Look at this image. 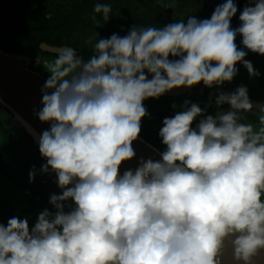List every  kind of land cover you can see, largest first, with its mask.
<instances>
[{"label":"clouds","instance_id":"9594fccd","mask_svg":"<svg viewBox=\"0 0 264 264\" xmlns=\"http://www.w3.org/2000/svg\"><path fill=\"white\" fill-rule=\"evenodd\" d=\"M94 12L108 21L112 8L96 3ZM237 12L225 0L210 18L100 38L87 61L64 47L45 62L36 115L50 128L28 130L46 159L40 171L54 173L62 191L50 195L55 211L45 208L33 226L0 222V264H224L228 248L236 264H254L264 253V115L258 130L241 122L254 109L247 86L221 91L216 105L232 110L216 115L186 99L163 118L161 159L141 158L120 173L151 117L146 100L201 82L222 86L238 63L260 75L236 39L264 55V0H249L233 28ZM36 174L33 166L30 182Z\"/></svg>","mask_w":264,"mask_h":264},{"label":"flooded vegetation","instance_id":"af4514ba","mask_svg":"<svg viewBox=\"0 0 264 264\" xmlns=\"http://www.w3.org/2000/svg\"><path fill=\"white\" fill-rule=\"evenodd\" d=\"M157 2V9L153 10V8H150V2L151 0H110L107 4H109L112 8V13L113 14H118L122 13L124 15H128V11L130 13L134 12V19L132 16H129L131 18L130 23H127L125 26L127 27L126 30L124 31H118L115 30L116 32H107L105 30H101L100 26H102L104 23L98 19L97 17L94 20V25L98 26V29L91 30L88 35L86 34H81L78 38L81 42V46L85 47V49L91 50L92 55L89 53L88 55H82V50L79 48L74 47L73 45H70L68 43L65 44H60V45H55L51 44L50 41H55L56 35L55 34H50V37L46 38L45 40H42L39 43V48L40 50H35L32 47H26L29 46L30 44L23 43L20 45L19 42L13 43L9 47V49H5L4 47V41L9 38V32H13L12 29L10 30H5L4 33L0 34V49L4 51L5 53L14 56L20 63V59L27 58L28 62L27 63H22L31 69L41 73L45 77H49L50 73L48 70L39 65V62H42L45 64L47 63H52L54 59L57 56V53H53L47 50H44L41 45L43 43H47L49 45H54V46H68L75 48L77 53L81 56V58L85 61L90 59L93 55H95V50H94V45L95 43L98 42L100 38H110L112 34H118L120 36H125L127 35L128 31L133 25L137 26H143L145 28L147 27H156V28H162L161 23L168 24V23H173L177 22L180 20H186L189 15H195L197 12L196 5L197 1L196 0H174L175 2V7L171 8L168 7L170 3L173 2V0H154ZM200 1H206V0H200ZM209 2V1H207ZM212 5L217 6L218 3L216 2H209ZM173 13L171 12V10ZM153 10V11H151ZM169 15L167 16V14ZM196 14L195 16H197ZM51 18L54 17V14L49 15ZM157 17V20H160L156 23L152 21L151 18ZM239 15L237 12V15L232 19L231 25L233 28L238 27L240 24L239 20ZM111 18V16H110ZM138 20H137V19ZM109 21V20H108ZM95 31V32H94ZM55 38V39H54ZM241 39L237 37L236 43L240 48L248 52V55L246 56L247 59L254 61L256 56L259 57L260 63H255V61L258 60V58L255 59L254 61V67L259 71L260 75L256 77H251L247 71V69L243 66V64H239L237 67L239 68L238 75L233 79L231 82H225L224 85L219 86V87H213V88H208L204 86V84L201 82L200 84L193 86L191 88H186L180 91L179 94L177 95H169V94H164L163 98H159L158 100L156 99V102H152L151 99L149 98L144 102L146 108L148 111L151 113V117H145L142 120V132L141 135L146 138L148 141H150L152 144L156 146H160L162 138L159 137V129L163 126V118L164 117H171L174 116L176 112L180 111L176 108H179L181 105H183L184 101L188 98H190L194 103L199 104L200 107L206 108L207 111L204 114L205 116L208 114L211 115H216L218 112H225V109H228L230 105L225 104L223 106H217L215 103L216 96L221 92H232L235 91L237 87H239L241 84L247 86L248 88V93L250 96V99H253L255 101H259L262 105H264V55H260L258 53H253L250 50L246 49L242 43ZM26 45V46H25ZM170 59H177L176 57H171ZM262 61V62H261ZM29 63L31 66H29ZM35 64V66H34ZM48 72V74H44ZM250 79L254 80L253 84H250L248 81ZM178 97L181 100V104L177 105L178 107L173 108L172 105L174 102L167 101L165 98L166 97ZM190 100V101H191ZM191 101V102H192ZM175 104V103H174ZM169 106V108H166ZM247 118L245 121H253L258 120L259 121V116L264 115V113H261L258 111L257 108H254L253 111L243 113ZM203 117H197L196 120L193 122V127H196L198 124L199 120L202 119ZM257 121V124H259ZM242 122V121H241ZM3 128V138L0 136V207H8V211H13L15 213L19 212H25L27 213L25 217L29 219L30 226H33L38 218V213L36 212L37 208L39 205H43L45 208H51L52 211H55L54 207L49 203L50 195L54 192L53 186L51 183L48 181L46 183L40 182L42 184L38 185L42 187V192H33L32 195L25 194L24 197H19L13 199L12 197L9 196V189H6V184L8 181H13L15 179H22L19 175V169H22L24 173L26 174L25 176L29 179V172L35 166L37 170L36 178L37 176L40 175V171L38 166L35 165V161L33 158V153H31V150L20 143L15 137L8 132L3 125L0 126ZM13 152L18 159H19V164H15L14 160L10 157V154ZM12 163V164H10ZM14 172L13 175H10V173ZM35 181V180H34ZM45 184V185H44ZM18 197V195L16 196ZM2 215L5 210L0 209ZM36 210V211H35ZM7 213V212H6ZM6 213L4 215H6ZM31 213V215H30ZM34 214L35 216H32ZM16 214L13 215V213H9L6 216H11L16 217ZM19 218L23 219V216H18Z\"/></svg>","mask_w":264,"mask_h":264},{"label":"trees","instance_id":"16d2710c","mask_svg":"<svg viewBox=\"0 0 264 264\" xmlns=\"http://www.w3.org/2000/svg\"><path fill=\"white\" fill-rule=\"evenodd\" d=\"M109 1L110 0H0V34L4 33L5 30H13V32H9V38L3 42L5 46L4 48L9 49V47L16 41L19 42L20 45L26 43L30 44L29 46L25 45L26 47L33 46V49L40 50L39 43L50 37V34L53 33L56 35L57 39L53 42L50 41L51 44L60 45L68 43L81 49L82 55H88L89 53L92 55L91 50L85 49V47L81 46L78 37L81 34L88 35L91 30L98 29V26L93 24L96 17L104 23L100 26V29L107 32L126 30V24L133 21H131L129 16H132L133 19L135 17L134 12L130 13V11H128V15H124V11L118 14H113L111 12V18L109 21H105L102 13L94 12V6L96 3L107 4ZM196 1L197 17L199 19L210 18L217 6L212 5L207 1ZM150 8L156 10L158 8L157 2L151 0ZM171 12L173 13L172 10ZM50 14H54V17L51 18L49 16ZM168 15L169 13L167 16ZM156 18L157 17L151 19L154 23H160V20H157ZM161 26H164V24L161 23ZM256 58H258L257 61H255ZM252 59H254L255 63H260L258 56ZM254 61H252L253 65H256L254 64ZM239 64L241 63H238L237 66ZM9 120L10 117L8 114L0 109V126L3 125L4 128L15 137V139L31 150L35 165L38 166L40 171L41 166L46 163V159L41 156L39 146L35 144L34 140L24 130L9 125ZM2 132L3 128L0 127V136L3 138ZM10 157L14 160L15 164H19V159L13 154V152L10 154ZM13 174L14 172L10 173V175ZM19 175L22 178L21 180L15 179L13 181H8L6 184V189H9V196L13 199L24 197L25 194L29 193L32 195L33 192L36 191L42 192V187L38 186L42 184L40 182L46 183L48 181L51 183L55 193H60L62 191L51 179V174L41 172L40 175L35 178L34 182L29 181L22 169H19ZM17 195L18 197H16ZM8 207V205L6 208L0 207V209L5 210V212L0 215V222L5 225L11 218V216H6L9 213H13V215L16 214V217L23 216V219L24 216L27 215L25 212L15 213L13 211H8ZM44 209L45 207L43 205H39L36 209L37 211H35L40 213ZM48 209L52 210L51 208ZM5 213L6 215H4ZM32 216L35 215L32 214Z\"/></svg>","mask_w":264,"mask_h":264},{"label":"water","instance_id":"95a60500","mask_svg":"<svg viewBox=\"0 0 264 264\" xmlns=\"http://www.w3.org/2000/svg\"><path fill=\"white\" fill-rule=\"evenodd\" d=\"M41 47L44 50L58 53L61 48L68 46H54L43 43ZM146 74L149 79H151L152 74ZM46 80L47 77L20 63L14 56L0 49V109L10 117L9 125L24 130L34 140L37 146H39L38 141L28 128L30 126L37 134L50 128V123L41 122L36 115V112L43 107L41 103V89ZM186 88L187 87L174 88L166 94L177 95ZM251 101L254 108L258 110L262 106L259 101L253 99H251ZM230 110H232L231 106L225 109V112ZM133 147L136 151V157L122 163L120 168L121 174H123L125 170L137 168L141 158L158 160L160 152L166 149V145L156 146L141 135L139 139L133 143ZM51 179L55 182L56 176L54 173L51 174ZM224 264H236V262L232 260L230 248L225 250ZM254 264H264V253L255 258Z\"/></svg>","mask_w":264,"mask_h":264},{"label":"rangeland","instance_id":"374dc122","mask_svg":"<svg viewBox=\"0 0 264 264\" xmlns=\"http://www.w3.org/2000/svg\"><path fill=\"white\" fill-rule=\"evenodd\" d=\"M206 1H209V2H216V3H218V4H221V3H223L224 2V0H206ZM234 2H236L237 3V6H238V15L240 14V12L243 10V8L245 7V5L246 4H248L249 3V0H234ZM239 18V17H238ZM240 23H241V21H240ZM238 26H240V24L238 25ZM238 38H240L241 40H242V36H237ZM243 45V44H242ZM244 46V45H243ZM20 61L22 62V63H27L28 62V59L27 58H23V59H20ZM39 65L40 66H43L44 67V63H42V62H39ZM29 66H31V64L29 63ZM34 66H35V64H34ZM45 75L46 74H48L49 75V73L48 72H46V73H44ZM250 84H253L254 83V80L253 79H250L249 81H248ZM166 97V96H165ZM161 98H163V97H161ZM167 101H170V102H174L176 105H179V104H181V100L178 98V97H174V98H172V100H171V97H166L165 98ZM158 100V99H157ZM188 100H191L190 98H188ZM151 101L152 102H156V99H151ZM192 101V100H191ZM193 102V101H192ZM173 103V104H174ZM194 103V102H193ZM178 107V106H177ZM166 108H169V106H167ZM176 109H178V110H180V111H182L183 110V108H182V105L179 107V108H176ZM151 112V111H150ZM257 121L258 120H254L253 119V121H245V120H242V123H251V124H253L255 127H256V129L258 130V128H259V124H257ZM199 123V122H198ZM141 135V134H140ZM142 136V135H141ZM159 145H164L163 143H162V141H161V144H159ZM165 146V145H164Z\"/></svg>","mask_w":264,"mask_h":264},{"label":"bare ground","instance_id":"6f19581e","mask_svg":"<svg viewBox=\"0 0 264 264\" xmlns=\"http://www.w3.org/2000/svg\"><path fill=\"white\" fill-rule=\"evenodd\" d=\"M160 159H161V156L159 155L158 160H160Z\"/></svg>","mask_w":264,"mask_h":264}]
</instances>
